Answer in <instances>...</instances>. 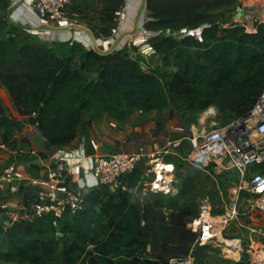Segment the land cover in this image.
I'll return each mask as SVG.
<instances>
[{
	"label": "trees",
	"instance_id": "trees-1",
	"mask_svg": "<svg viewBox=\"0 0 264 264\" xmlns=\"http://www.w3.org/2000/svg\"><path fill=\"white\" fill-rule=\"evenodd\" d=\"M122 1L103 8L106 34L113 29ZM236 2L145 1L148 20L143 27L149 32L208 25L202 30V42L189 36L153 39L151 48L160 55L162 67L175 69L171 73L144 69L141 56L133 59L124 50L107 54L88 50L75 64L71 51L69 57H60L47 46L24 43L12 35L0 38V87H5L22 118L0 114L2 140L34 120L46 145L59 147L75 138L81 114H103L119 121L134 111H163L170 104L197 113L214 107L233 118L246 115L264 89V29L259 26L249 34L241 26L222 27L228 17L211 13L232 11ZM176 180L177 193L169 201L170 195L159 198L151 193L144 199H130L121 191L107 198L91 195L84 211L68 215L58 228L34 215L13 220L0 208V260L171 264L192 257L200 261L212 249L199 246L198 235L187 228L199 212L193 198L195 185L182 173ZM131 183L136 185L135 179ZM59 239H63L61 249Z\"/></svg>",
	"mask_w": 264,
	"mask_h": 264
},
{
	"label": "built area",
	"instance_id": "built-area-1",
	"mask_svg": "<svg viewBox=\"0 0 264 264\" xmlns=\"http://www.w3.org/2000/svg\"><path fill=\"white\" fill-rule=\"evenodd\" d=\"M237 1L239 4L231 11L233 16L222 27L241 26L249 34L255 33L259 26L264 29V0ZM71 2L72 0H31L30 4L41 26L58 30L73 26L67 15V7ZM206 27L208 25L195 29L182 28L172 36L177 39L189 36L202 42V30ZM33 34L37 36L38 32ZM46 40L51 44L50 39ZM66 43L70 48L80 45L90 50L93 46L92 50L96 47L102 52H108L112 49L113 39L102 45H92L84 39L79 42L70 39ZM143 54L148 56L155 52L151 46H146ZM187 140L190 144L187 154L189 161L204 168L213 165L218 170L234 169L241 177L246 178V203L264 219V89L246 115L236 117L222 126L211 125L200 135L195 136L193 133ZM172 146H179V143L174 142ZM50 158L53 166L47 168L44 184L37 190L31 208L35 217L46 218L52 227L58 228L60 221L68 215L81 213L88 203L79 189L70 187L73 168L68 165L63 155L56 151ZM142 165L144 169L136 188L142 189L144 193L161 196L171 195L176 191L174 164L167 162L163 158V152L157 149L150 153L141 149L131 153L91 157L88 167L90 185L111 192L128 193L134 189L128 179ZM23 181L24 173L17 165L9 164L0 168L1 209H14L18 206V195ZM210 210L208 198L201 199L198 215L187 224V228L198 235L199 246L216 241L225 243L224 231L234 216V209L219 216H212ZM249 230L251 233L257 232L252 227ZM57 235L60 236L61 233L57 232ZM258 244L255 239L248 241L249 250L253 249L255 256L252 264H264V258H261L263 245ZM171 264H194V259L187 257L179 261L173 260Z\"/></svg>",
	"mask_w": 264,
	"mask_h": 264
},
{
	"label": "crops",
	"instance_id": "crops-1",
	"mask_svg": "<svg viewBox=\"0 0 264 264\" xmlns=\"http://www.w3.org/2000/svg\"><path fill=\"white\" fill-rule=\"evenodd\" d=\"M30 1L0 0V38L12 35L24 43L47 46L60 57L71 55V48L66 43L70 39H75L78 42L84 39L86 42H91L92 45L94 43L97 45L106 44L110 39H113L111 45L113 51L124 50L133 59L141 56L140 64L144 69L149 67L143 63V60L146 61L147 58L153 57L160 59V55L156 53L148 56L143 54L146 46H151L153 43L147 35H144V30H141L140 27L141 22L145 21V16L148 14L144 12V9L139 15L133 38H129V35L134 32L137 13L128 17V24L122 30V35L114 36L113 34L111 38L104 37L97 32L107 26L103 8L114 0H72L67 7V15L73 26L58 30L40 25L39 18L33 14ZM139 10L140 6L137 12ZM34 32H38V35H34ZM152 36H156V33L154 32ZM46 39H50L51 44H48ZM88 50L80 45L75 46L73 63L78 64L79 55ZM2 100L7 103L9 108H3ZM0 107L1 115L16 120L22 119L3 85L0 87ZM189 114V111L180 109L173 104L163 111H134L126 119L119 121L106 118L103 114L96 117L81 114L75 138L70 143L59 147H48L39 134L37 123L32 120L21 132H16L9 142L13 151L6 158L5 165L16 164L24 173L21 194L27 201H31L37 190L44 184L46 170L52 164L50 155L58 151L63 155L68 165L73 168L69 183L71 188L79 189L86 198L91 195L107 198L112 193L110 190L90 185L89 159L96 155L131 153L141 149L146 153H150L154 149L165 152L172 147L174 142H178L179 146H182L193 134L194 126L190 124V119L187 120ZM2 132L3 129H0V136ZM0 147L2 148L3 145L0 144ZM165 160L173 164L172 161ZM143 169L142 165L138 171L130 175L128 182L132 188L138 189L136 185ZM132 179H135L136 185L131 183ZM82 183L84 185H81ZM140 190L142 191V189ZM142 194L146 193L142 191Z\"/></svg>",
	"mask_w": 264,
	"mask_h": 264
},
{
	"label": "rangeland",
	"instance_id": "rangeland-1",
	"mask_svg": "<svg viewBox=\"0 0 264 264\" xmlns=\"http://www.w3.org/2000/svg\"><path fill=\"white\" fill-rule=\"evenodd\" d=\"M142 1L143 0H123L114 22V26L112 29L113 31L111 30L110 33L106 34L105 28H101L97 33L104 37L111 38L113 37V34L114 36L120 34L122 35V30L125 28V25L128 24V17L133 16V14L135 15L137 13V9L139 8V6H141ZM238 4L239 2L237 1V4L234 7H236ZM253 7L254 6H251V8ZM144 12H147L145 7ZM211 13L214 15H220L221 13H224V16L228 18L233 16V12L228 11V9L215 10ZM144 20H148V14L145 16ZM144 22H141L140 27L141 30H144L143 33L147 35V37H149L150 41H153V39L159 35L172 36V34L176 33V31H161L155 32L157 36H152L154 32L151 33L145 30L143 27ZM129 36V38H133L135 34H131ZM91 47L90 50H92ZM191 52L194 53L195 49H192ZM71 53H75L74 49L71 50ZM143 63H145V65H147L149 68H158L166 73L175 71L173 67H162L161 60L159 58H147L146 61L143 60ZM2 104L3 108H9L4 100H2ZM189 112L190 116L187 117V120L190 119V124L194 126L193 133L195 136L200 135L204 129H208L211 125H213V127L222 126L234 119L230 115L219 114L214 107H209L200 113H197L195 111ZM15 133L16 132H13L12 136L7 141L2 140L0 136V144L3 145L2 148L0 147V168L6 164V158L13 151V147L10 146L9 142H11V139L13 138ZM189 151L190 144L188 141H185L182 146H179L177 148L172 146L167 151L163 152V158L169 161H174V166H176V191L170 195L167 201L175 197L177 193L176 175L177 173H182L187 177H190L195 185L193 198L198 204V211L200 201L203 198H208L212 216H219L224 214L227 210L234 209V216L224 231V239L226 241H233L232 244H228V242L225 244L223 242L217 241L206 244L205 246H209L212 250L208 251L207 256L202 258L200 261L195 260L194 264H232L239 261L246 262L247 264H252L255 256L253 249L250 251L248 247V241L250 239H255L256 242L259 243L258 245H263V247L261 248V258H264V219L256 211L250 209V207L246 203V192L244 190V183L246 181V178L241 177L240 174L234 169L218 170L213 165L204 168L198 164H195L188 160L187 154L189 153ZM52 166L53 164L50 165V167ZM127 195L130 199H144L149 195V193L142 194V191L140 189H131L127 193ZM157 197L159 196L157 195ZM159 198L162 197L160 196ZM31 201H27L25 197H22L20 189L18 195V206L14 209H7V215L13 220H16L17 218H19V216L23 218H31L33 215L32 208L30 206ZM250 227L256 229L257 232L251 233L249 230ZM260 231L262 235H260ZM62 244L63 239H59L60 249L62 247ZM0 264L27 263L0 260Z\"/></svg>",
	"mask_w": 264,
	"mask_h": 264
},
{
	"label": "water",
	"instance_id": "water-1",
	"mask_svg": "<svg viewBox=\"0 0 264 264\" xmlns=\"http://www.w3.org/2000/svg\"><path fill=\"white\" fill-rule=\"evenodd\" d=\"M144 7H145V0L142 1V4H141V6H140V10L137 12L136 19H135L134 32H132V34L135 33V30H136V28H137V22H138V19H139V15H140L141 11L144 9ZM49 29H50V28H49ZM93 50H94L95 52H97V53H100V54H107V53L113 51V49H111V51H108V52H102V51L98 50L96 47H94Z\"/></svg>",
	"mask_w": 264,
	"mask_h": 264
},
{
	"label": "bare ground",
	"instance_id": "bare-ground-1",
	"mask_svg": "<svg viewBox=\"0 0 264 264\" xmlns=\"http://www.w3.org/2000/svg\"><path fill=\"white\" fill-rule=\"evenodd\" d=\"M207 119H208V118H207ZM227 242H228V244H232L233 241H226V240H225V243H227Z\"/></svg>",
	"mask_w": 264,
	"mask_h": 264
}]
</instances>
